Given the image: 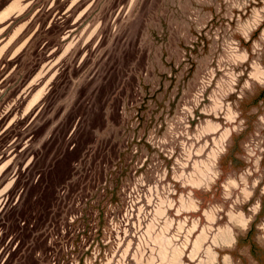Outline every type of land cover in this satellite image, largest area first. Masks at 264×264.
<instances>
[{"label": "rangeland", "instance_id": "1", "mask_svg": "<svg viewBox=\"0 0 264 264\" xmlns=\"http://www.w3.org/2000/svg\"><path fill=\"white\" fill-rule=\"evenodd\" d=\"M0 264H264V0H0Z\"/></svg>", "mask_w": 264, "mask_h": 264}]
</instances>
